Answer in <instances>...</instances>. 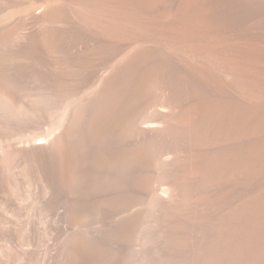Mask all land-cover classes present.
Instances as JSON below:
<instances>
[{"label":"bare ground","instance_id":"obj_1","mask_svg":"<svg viewBox=\"0 0 264 264\" xmlns=\"http://www.w3.org/2000/svg\"><path fill=\"white\" fill-rule=\"evenodd\" d=\"M0 264H264V0H0Z\"/></svg>","mask_w":264,"mask_h":264},{"label":"rangeland","instance_id":"obj_2","mask_svg":"<svg viewBox=\"0 0 264 264\" xmlns=\"http://www.w3.org/2000/svg\"><path fill=\"white\" fill-rule=\"evenodd\" d=\"M31 100H32L31 102L33 104L38 105L39 100H37V96H31ZM49 112H53V111H49ZM167 157L169 158L170 157V154H167ZM169 180L170 179L169 178H166V177L160 180V185H161V188H162V191L161 192L163 194L166 193V185H167V183H168ZM31 211H32V214H31L32 216L37 213L36 203L34 202L33 198L30 199V212Z\"/></svg>","mask_w":264,"mask_h":264}]
</instances>
